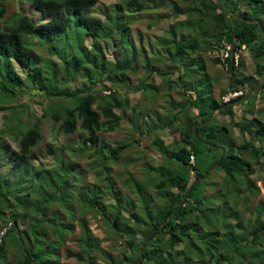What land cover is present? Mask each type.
<instances>
[{"label": "trees", "instance_id": "obj_1", "mask_svg": "<svg viewBox=\"0 0 264 264\" xmlns=\"http://www.w3.org/2000/svg\"><path fill=\"white\" fill-rule=\"evenodd\" d=\"M3 1L0 0V111L22 93L42 95L48 103L41 118L60 121L59 129L66 135L77 130L85 132L84 142L72 152L75 156L87 153L89 158L95 157L100 168L97 174L105 173L103 179L108 185L103 188L82 184L84 172L65 157L64 146L53 149L49 145L54 165L36 168L33 148L41 139L40 119L34 118L22 133L17 131L18 125L13 127L19 136L18 149L0 143V158L11 164L13 176L10 179L0 174V264H68L63 258L81 264H99L101 260L105 264H264V201L257 203L252 211L254 219L246 229L242 226L243 209H239L240 205L249 208L259 193L251 176L256 166L264 170V106L260 118L252 114L256 97L253 92L239 119L234 111L245 102L241 99L247 91L264 94V84H254L255 76L264 79V20L259 16L263 0H123L110 8L99 6L100 0H24L39 14V20L18 13L11 25L6 20L1 22ZM164 7H169L171 14ZM158 8L161 10L155 22L172 19V24L167 38L154 42L160 48L151 55L150 48L142 43L136 46L131 40L133 20L129 14ZM235 38L234 55L242 49L249 52L254 76L243 73L244 62L239 57L237 64L233 61L231 79L230 49L229 56L221 62L227 75L222 85L218 77L207 72L201 48H232ZM33 39L45 42L49 56L60 64L47 58L41 60ZM58 41L63 51L56 47ZM214 62L220 63V58H214ZM155 64L165 65L159 68ZM141 69L145 77L139 74ZM60 70L65 73L62 80L57 77ZM129 73L137 77L135 86H131ZM156 76L160 78L157 84ZM76 78L83 80L80 87L60 90L62 84ZM215 85L220 86L218 97L214 96ZM116 86L125 88L127 94L139 93L142 101L152 93L153 104L164 93L172 118L158 129L176 128L180 134L172 145H165L159 137L151 144L160 157L171 162L168 173L159 169L161 164L150 168L146 180L163 204L157 198L155 211V206L146 202L141 213L147 218L137 217L132 224L122 226L119 221L128 219L123 216L126 204L109 179V165L118 163L125 151L150 136L151 131L148 129L144 135L146 115L143 120L135 119L141 115L140 109L130 103L127 94L120 97L114 89L103 94ZM175 89L184 97L180 104L172 98ZM238 92L241 93L223 100L229 93ZM128 110L134 129L132 142L112 146L99 133L117 130ZM24 112V106L15 110L13 107L6 118L17 122ZM216 114L227 117L231 129L218 124ZM235 128L240 142L231 136ZM9 131L8 125L0 129L1 134ZM190 155H194V165L189 164ZM218 158L214 168L223 173L222 184L207 187L209 180L195 182ZM74 178L81 184L71 182ZM214 187L219 188L206 195V190ZM105 194L111 196L113 204L105 205ZM111 209L113 217L108 212ZM90 211L103 218L105 213L110 214V221L104 218L108 228L124 239L119 245L121 257L115 258L100 247L102 240L88 227L86 215ZM164 221L166 224L157 231ZM76 227L79 235L74 241L79 250L73 251L66 244ZM137 235L142 239L137 240Z\"/></svg>", "mask_w": 264, "mask_h": 264}, {"label": "rangeland", "instance_id": "obj_2", "mask_svg": "<svg viewBox=\"0 0 264 264\" xmlns=\"http://www.w3.org/2000/svg\"><path fill=\"white\" fill-rule=\"evenodd\" d=\"M123 0H100L99 6L101 7H109L113 4L121 3ZM157 0H155V3ZM5 12L3 15V18L1 19V22L5 21V23H9V25L12 24L14 18L16 17L15 14H26L29 15L32 19H34L36 22L39 20V14H36L33 12L30 4L27 1L24 0H4L3 2ZM263 12L259 14L260 18L264 20V0H263V6L261 7ZM168 14H171L169 7L163 8ZM98 10V9H96ZM158 10V11H157ZM151 11H144L141 13H132L129 14L133 22L130 24V37L133 43L138 46L140 43L145 45L146 47L150 48V51L152 54H155L157 50L160 48L159 46H154V42L162 39L165 40L167 38V31L170 29L172 24V19H166L161 20L158 23L155 22L157 19L156 16L161 10V8ZM98 10L97 12H99ZM126 14V13H125ZM128 15V14H127ZM184 18L183 16L181 19ZM35 45L33 47L36 48L37 55L41 60L47 58L53 60L56 64H60L58 62V59L49 56L47 49V44L45 42H40L36 39ZM56 47L62 50V44L61 41L55 42ZM109 53L112 52L111 48L108 47ZM106 52V56L110 58V55ZM220 49H205L201 48V54L205 60V66L206 70L209 73L211 77H218L220 79V84L224 85L227 82V75L226 70L222 61L220 60V63H215L214 58H220L219 56ZM238 58L243 60L244 67L242 69L243 73L246 76H254V61L249 58V52L245 49H242L238 54ZM156 65V64H155ZM165 65V64H164ZM164 65H156L159 68ZM142 69L140 70V75L143 77L146 76ZM65 73L60 70L59 73H57L58 80H62L64 78ZM22 76H24L22 74ZM131 86H135L137 84V77L133 75L132 73H129ZM174 77V76H173ZM172 77V78H173ZM174 80V79H173ZM155 83L160 82L159 77L154 78ZM65 83V82H64ZM83 83V80L80 78H76L75 80L71 81L70 83H65L61 85L60 90H69L72 91L75 88L80 87V85ZM257 87H259L260 84H264V79L259 78L255 76V83ZM106 86L108 87L109 84L106 83ZM110 91L107 89L103 91L104 95L109 94L110 92H113L114 89L120 94V97L126 96V89L122 87H110ZM220 92V86L215 85L214 86V96L218 97ZM255 93V101H254V111L253 115H257L259 118L261 116L260 110L264 106V94L261 93V91H251L250 94ZM232 94V93H230ZM248 94V91L245 95ZM164 93H161L159 95V98H157L156 102L153 104L154 98H152V93H148L146 96V100L142 101V96L139 93H133L129 92L127 94V97L132 104H137L140 109V116H137L135 119L138 121V119L143 120L144 116L146 115L147 121L145 120V125L143 126L144 135L148 133V129H150V136L144 137L141 139L140 143L138 145H134V147L130 150H127L123 153V156L121 157V160L116 164H110L111 172L109 173V179L111 182H113L116 186V189L119 191V195L121 200L126 204L127 210L124 209L123 216L128 219L122 218L119 221V225H130L135 221V218H147L144 216V214L141 213L142 207L146 204V202H149L150 205L155 206L157 198L161 199L162 204L164 200L157 196L156 192L153 188L148 187V182L146 181L149 179L148 172L151 170L150 168L154 167L157 168V164H161L159 169H165V172L168 173L171 171V169H167L169 167V159L167 157H160V155L157 153V151L151 146L153 141L155 142V139L157 137L161 138L165 145H172L173 140L180 138L179 131L175 129H165L163 131H160L158 129L161 125L164 127V125L170 121L172 118V113L170 108H168L167 100L163 98L162 96ZM172 98L176 102V104H180L184 97L182 96V93H180V90L175 89L172 93ZM229 95V94H228ZM228 95L224 98H227ZM245 97L244 103H239L238 107L240 110L247 108L248 102L251 101L250 98ZM224 100V99H223ZM48 101L46 98L42 97V95L38 93H32V92H25L17 96L14 102L10 103L9 105L5 104V109L0 111V129L4 128L5 126H9V133L7 134H1L0 133V143L3 142L5 144H9L10 147L14 150L18 149V134L14 133L16 129V125H18L17 131L19 133L25 132L28 125H31L34 123V118L40 119V130H41V139L36 145V147L33 148V152L36 155V160L33 162L34 166L36 168H51L54 163L55 159L53 154L48 153V146L50 145L53 149H58L61 146H64L66 148L65 157L70 158V161L73 163L78 164V169L83 170L84 174L83 176L85 179L81 178V182L84 185L89 186H102L107 187L108 183L106 179L104 178L105 173L103 174H97V171L100 170L99 167H97V160L96 158H89L88 154L85 155H74L72 152V149L77 148L84 142L86 133L77 130L71 135H66L62 131H60V121L55 122L51 118H41L45 106L47 105ZM67 103V102H66ZM251 104V103H250ZM249 104V105H250ZM18 106H24L25 112L21 114L19 121L15 122H9L6 117L10 116L11 111L14 107L17 109ZM151 107L150 110L148 108ZM11 108V109H10ZM147 110L150 111L149 113L146 112V114H142L143 111ZM259 110V111H258ZM258 111V112H257ZM256 112V114H255ZM130 111L127 112V118L120 121L119 127L117 130L112 132H100L99 136L104 138L109 144L112 146H116L117 144L121 143H128L131 141V137L134 134V129L130 125L129 118H130ZM153 113V114H152ZM239 111H236L237 118L239 119ZM143 116V118H142ZM151 116V117H150ZM249 116V115H247ZM218 121L221 125H225L228 128L231 129L228 118L225 116L217 115ZM141 122V121H140ZM142 124V122H141ZM233 130V129H232ZM233 132V134H232ZM231 132V136H234L237 139V142L241 141V138L239 136V133L237 130H233ZM139 133V132H138ZM132 142V141H131ZM11 164L6 161V159L0 158V174L9 177L10 179L13 177L12 173L10 171ZM153 169V168H152ZM213 173L209 179L204 178V180L208 181L209 184L206 185L207 187H210V185L216 184L220 185L223 181V173L221 171H217V169L214 168L212 170ZM155 172V171H153ZM253 182L259 189V193L256 197L252 198L251 204L249 205V208L246 209V207L240 205L239 209H243L244 213V220H243V228H247L248 225H251L254 216L252 215V211L255 210L256 205L259 201H264V170H261L258 166L255 167L254 173L251 176ZM202 181V180H201ZM71 182H79L76 178L71 179ZM81 184V183H80ZM240 186V185H239ZM219 187H214L213 189L206 190V195L210 196L216 192V190ZM242 188V185H241ZM141 192L140 190H143ZM78 192L79 187L77 186L75 190L73 191V196L75 198H78ZM150 195V196H149ZM86 196V195H85ZM152 200H151V198ZM102 200L105 203L106 206L108 204L112 203L113 200L109 194L102 195ZM135 206V207H134ZM154 209V207H153ZM152 209V210H153ZM156 211V206H155ZM108 212L111 214L112 209L108 210ZM105 213L104 218L110 221V214ZM131 213V214H130ZM155 213V212H153ZM139 214V215H138ZM115 215V214H114ZM111 214V217L114 216ZM136 216V217H135ZM104 218L100 214H95L94 212L90 211L86 215V219L88 221V227L90 228L92 234L102 240L100 247L105 250L106 252L110 253L111 256L118 258L122 256V252L120 250V244L121 242L124 243V239H120V237L114 233V231L110 230L104 220ZM148 222V221H146ZM161 230V229H160ZM241 234H244V232L241 230ZM79 235V229L76 227L75 233L68 238L66 247L73 250L78 251L79 246L74 241V238L78 237ZM137 240L142 239V236H136ZM64 252V251H62ZM63 262L68 264H81L77 262L74 259H62ZM99 264H105L103 260L99 261Z\"/></svg>", "mask_w": 264, "mask_h": 264}, {"label": "water", "instance_id": "obj_3", "mask_svg": "<svg viewBox=\"0 0 264 264\" xmlns=\"http://www.w3.org/2000/svg\"><path fill=\"white\" fill-rule=\"evenodd\" d=\"M235 26H236V22H235V24H234V26H233V33H235ZM236 42H237V38L234 39V42L232 43V48H231V70H230L231 79H233V61H234L233 47H234V45H235ZM250 92H251V91H249L248 94L245 95L241 100L245 99V97H247V96L249 95ZM213 113H214V112H213ZM213 113H212L211 116L209 117L208 121H210V119L212 118ZM195 126H196V125H193L192 128H195ZM222 154H223V151H222ZM219 159H220V158H218V159L213 163V165L211 166V168H210V169H209V170H208V171H207L202 177H200V178H198L197 180H195V182L201 181V180H203L204 178H206L207 175L211 172V170L215 167V165H216V163L218 162ZM192 185H193V184H192ZM184 199H185V196L181 199V201H180V202L178 203V205L175 207L174 211H176V210L179 208V206L182 204V202H183ZM165 224H166V221H164L163 224H162L161 226H159L156 230L159 231L160 229L163 228V226H164ZM152 233H153V232H151V233L147 236V238H146L145 241H147V240L149 239V237L151 236ZM0 240H1V238H0ZM144 244H145V242L142 244V247L144 246ZM123 263H125V261L121 262L120 264H123Z\"/></svg>", "mask_w": 264, "mask_h": 264}, {"label": "built area", "instance_id": "obj_4", "mask_svg": "<svg viewBox=\"0 0 264 264\" xmlns=\"http://www.w3.org/2000/svg\"><path fill=\"white\" fill-rule=\"evenodd\" d=\"M230 49H231L230 46H226L225 48L220 50L219 56H220V60L222 62H224L225 59L229 56ZM237 61H238V55L235 54L234 55V62L237 64ZM239 94H240L239 92L238 93L229 94L227 98H224V101H227L229 98L235 97V96H237ZM194 163H195L194 155H190L189 164L194 165Z\"/></svg>", "mask_w": 264, "mask_h": 264}, {"label": "crops", "instance_id": "obj_5", "mask_svg": "<svg viewBox=\"0 0 264 264\" xmlns=\"http://www.w3.org/2000/svg\"><path fill=\"white\" fill-rule=\"evenodd\" d=\"M239 93H241V92H239ZM229 94H230V93H229ZM225 97H226V96H225ZM243 100H244V99H243ZM234 111H239V113H240L239 115H242V110H240L239 107H238V108L235 107V108H234ZM214 113H215V112H214ZM214 113H213V115H214ZM212 117H213V116H212ZM215 117H216L217 123L220 124L219 121H218V118H217V114L215 115ZM233 130H237V129L235 128V129H233ZM237 131H238V130H237ZM238 133H239V132H238Z\"/></svg>", "mask_w": 264, "mask_h": 264}]
</instances>
